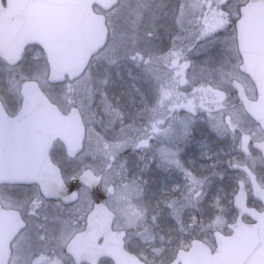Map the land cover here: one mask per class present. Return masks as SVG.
<instances>
[{
    "label": "rangeland",
    "instance_id": "374dc122",
    "mask_svg": "<svg viewBox=\"0 0 264 264\" xmlns=\"http://www.w3.org/2000/svg\"><path fill=\"white\" fill-rule=\"evenodd\" d=\"M128 1L121 0L118 10L122 11L117 24L111 21V26H115L112 33L114 46L109 45V50L94 60L86 78L56 87L46 83V65L41 59L38 60L42 54L32 49L15 71L0 62V93L3 90L5 95L1 94L8 103L19 104L23 82L33 79L56 104H82L88 116H92L93 110L91 123L97 135L101 138L113 136V139L94 140L93 149L96 158L104 156L109 160L105 186L112 193L111 207L118 215L115 228L128 231L126 246L141 259L151 264H169L179 250L189 249L194 239L215 248L214 231L230 234L227 225L234 223L237 217L233 198L239 180L246 183L251 203H258L252 197V190L244 175L235 171L231 163L234 161L252 166L264 186V162L252 146L249 148V142L245 143L240 133L250 132V137L254 139L256 132L253 122L238 105L232 81L239 80L252 99L256 98V91L250 79L238 73L240 61L233 26L229 24L230 20L223 22V14L230 11L229 2L222 4L219 0V4L217 1L209 4V0H200V3L198 0H186L193 17L198 13L201 16L205 9L206 29L228 24L221 34L217 29H212L211 33L206 30V38L194 45V66L190 74L196 76L198 81L187 76L185 70L182 71L183 78H173L170 74L168 78L162 72L156 77L149 73L155 69V65L148 63L150 59L147 57L139 58L135 51L144 50L156 56L160 50L152 43V37H159L160 30L173 37L183 35L186 28L192 27L187 24L189 16L184 0ZM233 1L232 20L237 15L239 5L243 3V6L248 0ZM204 4L208 6L204 7ZM223 28L224 25L219 30ZM190 32L193 34V29ZM189 46L192 47L191 44ZM118 47L126 50L119 52L120 57L113 52V48ZM178 53L174 48L169 54L153 58L157 63L169 62L175 68H181L180 63L173 61L178 58ZM188 81L193 85L192 90H188L191 89ZM183 85L185 87L181 89ZM95 104H101L103 111L97 112ZM127 104H150L148 106L158 119L157 158L160 162L153 170L137 175L136 141L128 139L130 135L125 136V133H129V127L120 122L124 119ZM184 104L189 109L185 113L182 111ZM169 109L173 110L174 118L168 121ZM110 114L121 120H114ZM130 122L134 124L132 129L134 126L137 128L135 121ZM176 130L181 131L185 142L189 139L190 145H200V155L198 150L185 156L175 147L172 141L175 140L173 135ZM195 132H199L202 140L196 135L191 137ZM259 133L261 137L254 141L263 139L262 131ZM246 150H249L248 153ZM185 158L193 162L191 168L184 166ZM62 165L68 174H73L78 167L65 162ZM175 176L178 179L173 181ZM45 212L50 210L46 208ZM66 232L60 229L48 231V242L60 249L68 238ZM19 244L29 251L34 249L33 231L25 232ZM22 258L25 262L21 261L20 264H26L27 257L22 255Z\"/></svg>",
    "mask_w": 264,
    "mask_h": 264
},
{
    "label": "water",
    "instance_id": "95a60500",
    "mask_svg": "<svg viewBox=\"0 0 264 264\" xmlns=\"http://www.w3.org/2000/svg\"><path fill=\"white\" fill-rule=\"evenodd\" d=\"M71 1L68 0V8L63 9V11H68L69 14L72 10L71 6H73ZM94 4H99L105 10H110L118 4V0H75V7H77L79 14L78 22L68 21L59 27L58 38H55L54 34L52 35L53 38L50 37V40L47 39L48 36H45V34L43 36L37 34L35 37L29 34L25 40L15 41L9 46L0 42V55L10 63H17L21 59L24 47L29 42H40L48 55L51 66L49 76L51 83L64 82L67 76L70 80L80 77L88 67L93 55L98 53L107 42L108 29L105 19L94 15L92 12ZM16 29L28 33L31 31V28L26 25L16 26ZM239 31V43L244 59L240 70L252 79L257 89L258 99L256 101L250 100L244 86L238 81H234L233 85L246 112L264 130V1H252L244 9V18L239 23ZM23 95L25 109L32 108L30 104H40L39 108L48 111L46 117L58 116L52 112V110L57 112V108L51 105L48 98L35 83H29L24 89ZM20 118L21 116L15 119L14 123H19ZM70 118L73 119L70 124L75 129L82 130L83 135L80 113L73 111ZM62 120L64 121H61V123L65 124V118ZM53 121L56 122V120ZM49 124L50 122H47V125ZM24 140L33 141V138L27 139L24 137ZM65 141L71 154L80 151L81 139L78 145L68 140ZM257 147L264 153V143L258 144ZM18 149V152L23 153L25 147L19 146ZM14 156L20 155L12 154L8 156L9 166H24L22 161L10 159ZM1 163H6V161H1ZM53 166L48 167L46 172L22 169L0 170V185L3 183H38L41 184L47 197L67 200L68 196L61 189L63 182L60 171ZM236 168L245 170L251 176L254 196L264 203V189L256 183L254 175L245 167L237 166ZM45 181H55L54 186L44 185ZM80 183L89 185L94 191L99 192L100 190L99 180L92 173H86L75 182V186ZM240 187L241 190L235 198V207L240 212V217L236 225L230 226L234 230V235L226 237L220 233H215L218 245L215 253L205 243L194 241L192 249L180 251L177 259L172 264H264V212L259 213L255 209L247 207L244 185L240 183ZM74 199L75 196L70 194V200L73 201ZM246 214L257 223L254 225L244 224L242 216ZM115 218L114 213L106 206V197H103L89 217L87 231L76 236L68 247V252L77 263L98 264L101 259L108 257L115 264H146L126 251V233L112 230ZM102 219H105L107 223L105 228L102 224H98ZM13 237L11 234L8 236L0 235V264H8L9 262V246ZM102 238H105V241L102 245H99Z\"/></svg>",
    "mask_w": 264,
    "mask_h": 264
},
{
    "label": "flooded vegetation",
    "instance_id": "af4514ba",
    "mask_svg": "<svg viewBox=\"0 0 264 264\" xmlns=\"http://www.w3.org/2000/svg\"><path fill=\"white\" fill-rule=\"evenodd\" d=\"M13 1L17 4L21 0ZM27 1L33 5V9L30 10L32 13L29 14L30 19L38 17L44 19L45 23H57L58 17L56 11L54 12L57 0ZM3 5L7 7L6 0H3ZM36 11L40 13H35ZM31 48L34 49L37 47ZM1 105L3 111L7 115L15 117L21 112L23 104L12 103ZM129 105L130 104L127 106L126 113L124 112V117L128 121L135 120L137 124L135 139L136 155L140 162L139 167L142 170L143 167H146L147 170L151 171L154 167H157V161L154 160L153 154H156L158 148V119L148 106L150 104H134V107ZM76 107L75 104L71 105L69 107V112ZM168 111H170V113L167 116V120H171V118H174L173 110L169 109ZM130 114H133V118L129 117ZM92 118H94L93 110L92 116L83 118L86 125V135L84 138V149L80 154L76 156L69 155L64 144L60 141L52 145L49 154L52 161L61 167L68 187L72 179L78 178L85 171H93L102 179V193L109 196L110 191L107 190L105 186V175L108 173L109 160H106L104 156H98L96 158L94 155L93 143L96 131H94V127L91 123ZM163 124L164 123H162V125ZM4 129L5 126L0 125V130ZM176 138L175 147L187 156V154L190 153L191 146L189 139L185 142V140L182 139V133H178ZM145 152L148 153L149 159H145ZM62 162L73 167H78L73 174H68V170L62 165ZM96 166L98 167L97 169ZM138 172L140 173L141 171ZM77 191L79 194L78 201L74 203H65L60 200L46 199L37 185H3L0 187L1 208L19 211L26 223L25 229L12 244V264H20L21 261L25 262L22 255L27 257L26 264H36L38 262L39 264H76L67 254V245L77 233L86 229L88 216L98 200L95 194L85 185L79 186ZM46 208H48L50 212H45ZM55 229L68 231L66 232L68 233V238L60 249L54 248V245L48 242V231ZM29 230L33 231V244L35 246V248L30 251L19 244L22 235ZM99 264H111V261L109 259H103Z\"/></svg>",
    "mask_w": 264,
    "mask_h": 264
}]
</instances>
